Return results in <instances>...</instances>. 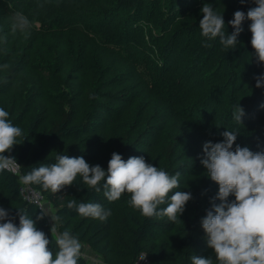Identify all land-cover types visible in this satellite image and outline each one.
I'll return each instance as SVG.
<instances>
[{
	"label": "trees",
	"instance_id": "trees-1",
	"mask_svg": "<svg viewBox=\"0 0 264 264\" xmlns=\"http://www.w3.org/2000/svg\"><path fill=\"white\" fill-rule=\"evenodd\" d=\"M35 1L33 7H43L40 12L46 9L49 12L58 11L53 1ZM162 1L113 0L110 7L125 11L133 9L140 13L144 10L150 13V9L151 13L161 10L160 14L163 15L157 19V28L163 33L161 42L166 43L162 45L166 51V62H169L173 53H184L187 63L194 64L195 67H182L180 72L178 67H165L162 72L157 67H152L144 51L133 44L120 46L117 54L120 63L114 67L110 63H106L107 67H102L100 60L87 66L90 64L89 56H81L79 67H74L72 75L64 80V90L76 93L78 102L79 99H85L81 104V113L77 114V102L75 111L68 110L71 122L68 119L55 120L38 141H34V138L40 132L44 119L42 116H35L25 127L20 145L14 146L10 154L6 153L16 158L21 165V174L41 164L55 163L56 156L61 154L69 157L83 156L90 165L98 164L107 170L113 152L121 154L125 161L132 156H143L146 162L168 173L179 168V188L174 191L191 192L193 199L187 203L177 223L169 221L167 217H144L138 209L129 205L131 197L128 193L122 194L119 200L110 202L104 196L103 189L100 192L90 191L79 178L72 186L55 194L50 190H43L39 185H30L55 210L63 228L66 223L76 221L70 233L78 231L76 234L80 242L87 243L102 256L114 255L118 264H135L141 254L147 255L153 264H191L192 255L212 257L215 260L212 249L206 244V234L200 221L206 215V210L211 209L212 198L216 196L219 186L207 176V171L200 162L203 144L209 141L222 142L223 132L237 131V137L247 138L244 147L253 152L264 151V87H256V77L264 75V64L257 62L255 50L251 46V21L246 19L242 23L243 31L238 36L236 48L225 49L218 39L208 41L213 45L209 48L203 46L206 38L200 35V28L194 30L193 27H181L178 19L169 21L168 14L164 11V6L172 8L185 3L192 4L195 0H165L166 3L163 4ZM255 6L252 0H246L244 4L235 0L233 9L226 14L222 13L226 35L234 31L227 23L233 18L234 12L240 10L247 13ZM21 12L28 14L30 18L35 15L29 10ZM56 22V17L46 20L41 29H34L33 32L41 34L43 28L50 26L56 30ZM71 29L79 30L77 27ZM66 59L64 64L63 59L57 66L49 67L52 69L50 84L53 91L48 93L65 99L68 90L58 89L59 79L56 77L71 70V67H67L69 59ZM25 63L24 67H27L29 62ZM96 83L103 84L104 90L111 86L133 89L131 85H135L136 91L141 88L142 93L137 94V91L134 98L127 97L125 102L128 104L125 108L116 100V106L106 109L104 105L99 104L97 107L98 104L93 102L94 93L89 96ZM3 87L0 88L1 105L6 102ZM108 96L107 92L102 98ZM217 99H221L225 107L218 114L209 116L208 112ZM238 103L245 112L242 124L233 119V110ZM137 105L139 111L133 115ZM55 114L57 112L52 111V115ZM13 116L16 115L11 109L10 121ZM210 120H219L221 125L216 126L215 121L208 124ZM179 127L184 128L180 134L172 130H178ZM194 147L196 153L192 151ZM193 168L199 174L197 180L201 177L199 183L191 182ZM18 186L17 176L6 171L0 172V206L16 218L17 225L18 210L34 220L41 213L35 205L21 199ZM171 194L174 193L169 195ZM72 199L77 203H100L105 210L111 211V215L105 221L83 217L67 208L68 201ZM233 199L234 196L229 197V200ZM215 203L219 204L220 201L216 200ZM116 214L125 220L121 231L117 230L119 226L115 222ZM36 226L52 241L49 247L53 253L58 251L47 216L37 221ZM165 235H171V238ZM78 264L89 263L80 256Z\"/></svg>",
	"mask_w": 264,
	"mask_h": 264
},
{
	"label": "clouds",
	"instance_id": "clouds-1",
	"mask_svg": "<svg viewBox=\"0 0 264 264\" xmlns=\"http://www.w3.org/2000/svg\"><path fill=\"white\" fill-rule=\"evenodd\" d=\"M256 5L247 13L237 10L227 23L234 31L225 32L223 14L214 10L209 3L200 9L203 18L199 21L200 35L205 47L213 45L208 41L219 40L225 49H234L238 36L243 31L242 23H251V46L258 63L264 64V0H252ZM241 4L246 0H240ZM12 31L29 32L34 22L22 12L12 18ZM6 68L7 65H4ZM256 87H264V75L256 77ZM244 109L239 103L234 107L233 119L242 124ZM238 133L225 131L222 142H206L200 162L207 176L215 182L218 192L212 198V207L206 210L200 225L206 234V244L212 249V257L192 255L191 264H264V151L253 152L247 147L235 144ZM23 136L19 126L9 120V112L0 107V172L8 171L18 176L21 185H39L53 194L70 187L79 178L90 191L103 189L108 201L119 200L124 193L130 194L129 205L138 209L144 217L164 218L173 223L180 221L187 203L193 199L191 192L174 191L179 188L180 173L174 175L153 166L143 156H132L126 161L122 155L113 152L107 170L100 165H90L83 156L57 155L56 162L41 164L21 174V165L11 153ZM170 193H174L169 195ZM234 196L233 200H229ZM220 203L216 204L215 201ZM166 205V207H161ZM67 208L83 217L105 221L110 210L100 203H77L68 201ZM19 225L9 211L0 206V264H78L81 243L68 230L55 236L58 251L53 253L52 243L46 234L36 226L46 214L41 210L35 220L18 210ZM53 222L51 233H56L59 216H50ZM144 255L140 260L146 259Z\"/></svg>",
	"mask_w": 264,
	"mask_h": 264
},
{
	"label": "rangeland",
	"instance_id": "rangeland-1",
	"mask_svg": "<svg viewBox=\"0 0 264 264\" xmlns=\"http://www.w3.org/2000/svg\"><path fill=\"white\" fill-rule=\"evenodd\" d=\"M44 1H53V5L58 8V11L51 10L49 12L46 9L44 12H40L43 7H33L35 0H0V88L4 86L2 91L6 100L3 105L0 104V107L5 106L4 109L8 112L11 109L13 110L16 116H13L11 122L23 131V136L18 138L19 144L15 146L20 145L25 135V127L35 116H42L44 124L34 141H38L55 120L67 121L68 119L71 122L68 110H76L77 94L70 92L68 89L66 99L48 94L53 91L50 84L52 69L49 67H52V65L57 66L63 59L64 64L67 61L66 57L69 59L67 67H71V70L63 76L56 77L59 79L57 85L60 90L66 89L64 80L72 75L74 67H79L81 56H89L90 64L87 66L100 60L102 67H107L106 63H110L114 67L120 63L117 59L120 46L123 47L126 44H133L144 51L145 56L152 63V67H157L162 72L165 67L172 69L178 67V72L182 70V67H189V69L195 67L194 64L187 63L184 53H173L169 62H166L165 47H162L166 43L161 42L163 33L157 28L159 24L157 19L163 15L160 14L161 10L153 13H151V9L149 10L150 13H148V10L141 13L134 12L133 9L125 11L117 7H110L113 0H43L42 2ZM163 3H166V1L163 0ZM204 3L211 4L218 13L226 14L233 9L235 0H195L192 4L185 3V5L182 4L172 8L164 6V11L168 14L169 21L178 19L179 26L193 27L194 30H197L199 29V21L203 18L200 9ZM22 10H29V12L35 14L31 18L26 14L29 20L34 22V26L27 33H21L20 31L14 33L11 18L16 12ZM53 17L58 18V22L55 23L58 26L56 30H53V27L50 26L43 28L41 34L33 32L34 29H41L44 22ZM130 22H132V25ZM128 24L130 25L126 26ZM76 27L79 30L71 29ZM63 28L69 29L63 30ZM69 53H72V55L70 56ZM27 61L29 62L28 66L24 67ZM4 65H7V67L5 68ZM101 66L99 68H102ZM112 87L114 89H111ZM131 87L133 89H121L119 86H111L104 90L103 84L97 85L96 83L93 84V90L89 93V96L94 93L92 100L95 104H98L97 107L101 104L106 109H110L117 105L115 101L118 100L120 105H123L122 108H125L128 104V102H125L127 97L134 98L138 91H136L135 85H131ZM107 92L109 93L108 98H102L103 94ZM139 93H142L141 88H139L137 94ZM82 101L85 102V99H79L77 114H80L83 110ZM222 107H225L224 103L221 99H217L208 115L218 114ZM52 111L57 112V114L52 115ZM137 111H139V105L134 108L133 115ZM211 121H215L216 126L221 125L219 120H210L208 124ZM76 122L77 120L74 121V123ZM172 130L180 134L184 131V128L179 127L178 130ZM246 140V137H237L234 145L244 147ZM192 151L196 153L195 147ZM203 155L204 153H202V157ZM176 172H179V168L170 171L169 174L174 175ZM198 175L196 168H193L192 183L201 181V177L197 180ZM45 204L46 216L51 227L53 222L50 216L55 215V210L49 207L46 202ZM116 215L115 222L119 226L117 230L121 231V227L125 225V220L121 215ZM75 223L76 221H70L63 228L62 224L58 222L56 233H53V236L55 237L56 234L65 230L70 232ZM77 232L73 231V235L76 237ZM166 237L171 238V235ZM80 243L82 245L80 256L89 264H118V260L114 255L102 256L87 243ZM142 256L144 254L140 257ZM141 264H151V261L146 257V259L141 260Z\"/></svg>",
	"mask_w": 264,
	"mask_h": 264
},
{
	"label": "built area",
	"instance_id": "built-area-1",
	"mask_svg": "<svg viewBox=\"0 0 264 264\" xmlns=\"http://www.w3.org/2000/svg\"><path fill=\"white\" fill-rule=\"evenodd\" d=\"M6 172H8V171H6ZM8 173L12 174L11 172H8ZM20 173H21V171H20ZM12 175H14V174H12ZM14 176H17V175H14ZM18 192H19V195H20L22 200H24L28 203H32L39 210H43V212L46 214V204L44 202L42 195L37 190L33 189L31 186H25V185H21L19 183ZM140 256H139V258L135 264H141V260H140L141 257Z\"/></svg>",
	"mask_w": 264,
	"mask_h": 264
},
{
	"label": "crops",
	"instance_id": "crops-1",
	"mask_svg": "<svg viewBox=\"0 0 264 264\" xmlns=\"http://www.w3.org/2000/svg\"><path fill=\"white\" fill-rule=\"evenodd\" d=\"M151 264H153V263H151Z\"/></svg>",
	"mask_w": 264,
	"mask_h": 264
}]
</instances>
